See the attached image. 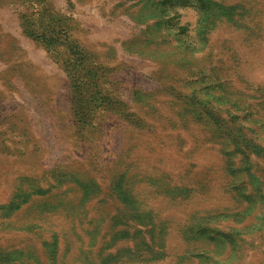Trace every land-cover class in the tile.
I'll return each instance as SVG.
<instances>
[{
	"label": "rangeland",
	"instance_id": "rangeland-1",
	"mask_svg": "<svg viewBox=\"0 0 264 264\" xmlns=\"http://www.w3.org/2000/svg\"><path fill=\"white\" fill-rule=\"evenodd\" d=\"M0 264H264V0H0Z\"/></svg>",
	"mask_w": 264,
	"mask_h": 264
}]
</instances>
